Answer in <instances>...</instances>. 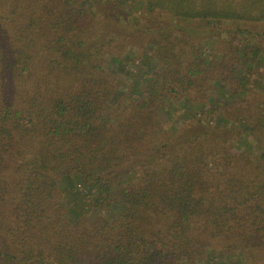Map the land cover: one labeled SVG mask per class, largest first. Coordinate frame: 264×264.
I'll use <instances>...</instances> for the list:
<instances>
[{
  "label": "trees",
  "instance_id": "obj_1",
  "mask_svg": "<svg viewBox=\"0 0 264 264\" xmlns=\"http://www.w3.org/2000/svg\"><path fill=\"white\" fill-rule=\"evenodd\" d=\"M145 1L212 26L264 21V0ZM69 3L0 0V264H217L264 249L263 167L238 143L264 137V116L214 137L198 118L203 81L237 51L208 56L209 29L173 21L125 58V39ZM261 53L252 44L245 64Z\"/></svg>",
  "mask_w": 264,
  "mask_h": 264
},
{
  "label": "rangeland",
  "instance_id": "obj_2",
  "mask_svg": "<svg viewBox=\"0 0 264 264\" xmlns=\"http://www.w3.org/2000/svg\"><path fill=\"white\" fill-rule=\"evenodd\" d=\"M81 1L91 7L94 16L103 22L105 34L113 33V35L120 36L127 41L124 47L125 58L128 56L132 58L136 55V52L140 55L146 47L151 45L150 36L152 33L148 32L149 27L165 26L173 23V21L188 27L208 28L210 32L206 35L207 39L204 40L203 45L208 56H221L227 50L237 51L235 52L234 62H229L225 68L216 72L217 79L221 81H203L204 87L196 95L201 103L206 105L203 109L199 108L200 116L198 118L203 120L205 126L209 125L213 130L212 137L224 135L232 129L239 130L244 128L246 126L244 124L253 123L256 120V115L264 116V21L252 24L249 21L240 20L233 23L230 20L222 23L221 26H212L209 22L214 21V23H217L216 19L185 20L183 17H174L173 19L161 8L157 9L156 13H151L148 10L149 4L145 0ZM69 2L72 4L79 3H76V0H69ZM115 3L117 4L114 5ZM243 29H247L246 31L250 32H242ZM252 44H258L262 47L260 59L253 60L252 64H245L244 58L248 57L247 54L251 51ZM124 62L130 64L136 71L140 67V64H134L127 61V59ZM232 76H235L237 80L235 85L237 86L222 81V79ZM129 79L131 84L135 83L137 77L130 74ZM138 82H140V87L143 91L150 90V84L145 76L140 78ZM178 99V96H174V101H179ZM221 99L227 102L221 101ZM169 113L170 108L166 106L162 114V121L166 128L170 127L167 123ZM172 118L174 119L172 124L176 125L178 131L186 129L185 132H188L192 129L191 124L194 123V119H189V121L185 122L180 113H175ZM250 139L251 144L240 140L238 142L239 147L246 149L254 162L253 167L261 165L264 168V159L262 157L264 154V137L257 140L252 137ZM214 158L215 154L206 156L204 165L206 177L214 172ZM263 168L260 171H256V174L259 173L257 174V183L259 185H264ZM256 190L254 192H258V189ZM243 253L241 257H239L241 254H233L232 258L221 257L215 260L216 263L218 262L217 264H264V249H251L249 252Z\"/></svg>",
  "mask_w": 264,
  "mask_h": 264
}]
</instances>
